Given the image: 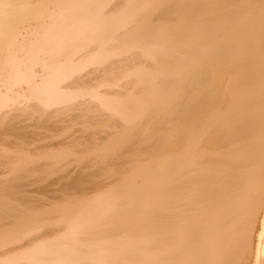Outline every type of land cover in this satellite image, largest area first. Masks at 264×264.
I'll use <instances>...</instances> for the list:
<instances>
[{"label": "bare ground", "instance_id": "obj_1", "mask_svg": "<svg viewBox=\"0 0 264 264\" xmlns=\"http://www.w3.org/2000/svg\"><path fill=\"white\" fill-rule=\"evenodd\" d=\"M0 264H264V0H0Z\"/></svg>", "mask_w": 264, "mask_h": 264}, {"label": "rangeland", "instance_id": "obj_2", "mask_svg": "<svg viewBox=\"0 0 264 264\" xmlns=\"http://www.w3.org/2000/svg\"><path fill=\"white\" fill-rule=\"evenodd\" d=\"M79 126V125H78ZM38 126H35V128H34V132H36V133H38V134H40V133H49V132H45V130H43V129H41V128H38ZM77 129V125H76V127L74 126L73 127V130H75V129ZM79 128V127H78ZM70 133V132H69ZM77 136L78 135H80L81 133H75ZM74 134V135H75ZM75 164V163H74ZM74 164H72V165H70V167L68 168V171L69 170H71L72 172L70 173V175H69V177H71L72 175H75V173L77 172V170L79 169V166L80 165H77V164H75L76 166L75 167H73L74 166ZM76 169V170H75ZM60 175H61V173H59ZM58 173H54V174H46V175H48V176H46V175H44V174H40L39 175V179L37 178V176L38 175H32V176H30L29 178H28V180L29 181H27V180H25V179H22L21 180V182L22 183H25L26 185L28 184L29 185V183L31 184V185H27V187H25L26 189V191H27V193L25 192V190H24V192L25 193H23V192H21L23 195V200H26L28 197H29V199L31 200L32 199V201L31 202H34V199L36 200V201H41L42 200V202H45V201H47V202H50V201H54L53 200V197H52V194H55V196H62V193H60L59 191H58V189H59V187H61L62 185H63V183H66V182H64V181H67L68 182V179L67 178H63L62 176L63 175H65V174H62L61 176H58L59 175ZM44 175V176H43ZM55 175H56V177H55ZM8 177V176H7ZM48 177H50L49 179H48ZM59 177V178H58ZM73 177V176H72ZM52 178H56V180L58 179V182L56 183V182H54L53 180H55V179H52ZM33 179V180H32ZM42 179V180H41ZM52 180L51 182H54L53 184L51 183V186H49V184H50V182L49 181H47V180ZM62 179L64 180V181H62ZM35 180H36V182H35ZM40 180V181H39ZM26 182H28V183H26ZM46 183V184H45ZM59 183V184H58ZM45 184V185H44ZM52 185L54 186V188L55 187H57L55 190H57V192L54 190V189H52L53 187H52ZM31 186V187H30ZM44 186V187H43ZM47 186L49 187V188H47ZM33 187V188H32ZM42 187H43V189H42ZM46 187V188H45ZM30 189V192L28 191L29 189ZM33 190H32V189ZM34 189H36V190H38V191H36V190H34ZM48 189H52V190H54L55 192H50V196L52 197H50V196H48V198H51L50 199V201H49V199L48 198H45V195H47V194H45L46 192H47V190ZM41 190H43V192H44V194L43 193H41ZM33 191V192H32ZM35 191V192H34ZM39 193V194H38ZM57 193H59V195L57 194ZM26 194V195H25ZM41 194V195H40ZM43 195V196H42ZM49 195V194H48ZM42 196V197H41ZM27 197V198H26ZM31 197V198H30ZM39 198V199H38ZM41 198H43V199H41ZM26 200L28 203H31V202H29L30 200ZM44 199H45V201H44ZM42 204V203H41ZM41 207H43V208H41V209H48L49 208V206L47 205V203H43L42 204V206ZM55 227H53V229H54ZM49 229H51V228H49ZM42 230H40L39 232H41ZM38 232V233H39Z\"/></svg>", "mask_w": 264, "mask_h": 264}]
</instances>
